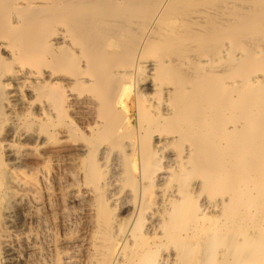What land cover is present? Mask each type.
I'll return each instance as SVG.
<instances>
[{"label":"bare ground","instance_id":"obj_1","mask_svg":"<svg viewBox=\"0 0 264 264\" xmlns=\"http://www.w3.org/2000/svg\"><path fill=\"white\" fill-rule=\"evenodd\" d=\"M0 264H264V0H0Z\"/></svg>","mask_w":264,"mask_h":264}]
</instances>
